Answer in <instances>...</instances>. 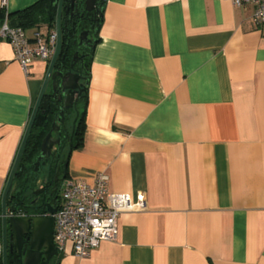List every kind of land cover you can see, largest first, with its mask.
<instances>
[{
  "label": "crops",
  "instance_id": "1",
  "mask_svg": "<svg viewBox=\"0 0 264 264\" xmlns=\"http://www.w3.org/2000/svg\"><path fill=\"white\" fill-rule=\"evenodd\" d=\"M37 1L0 8L20 26ZM253 13L232 0H107L65 180L106 172L111 191L144 193L146 208L120 214L116 240L81 258L69 245L52 264H264V24ZM25 31L34 46L56 30ZM50 60L25 72L0 38V206Z\"/></svg>",
  "mask_w": 264,
  "mask_h": 264
},
{
  "label": "water",
  "instance_id": "2",
  "mask_svg": "<svg viewBox=\"0 0 264 264\" xmlns=\"http://www.w3.org/2000/svg\"><path fill=\"white\" fill-rule=\"evenodd\" d=\"M90 1L85 0L82 4L83 6L85 5V10L88 12L91 11V7L89 6ZM55 4L57 5L55 20L57 41L55 51L51 57L43 86L33 108L31 118L1 197L3 264H47L50 259L60 254L54 240V213L57 210V200L55 198H50L48 202L40 207L46 210L42 212L44 214L29 212L21 201H17L12 205L8 204V196L10 195L17 169L48 87H51L54 98L60 105L59 117L53 122L51 130L42 142L41 152L35 161V170H39L40 167H45L46 165H48V170L51 169L49 157L52 156L54 145L61 144L60 137L58 139L54 138V132L61 131V126L58 125V122H65V110L74 107L80 98L81 91L87 92L88 90L89 82L86 81L84 84L81 81L83 76L79 71H74V66L81 58L79 48L90 41L89 30L78 29L75 42L69 40V29L63 25L62 15L63 10L65 9L66 11V8L70 4L65 3L64 0H57ZM74 6L78 10L79 4L77 3ZM104 8L101 19L103 18ZM80 17L83 18V13L80 14ZM70 44L76 45L77 48L72 59L67 60L66 51ZM59 172L58 168L57 173ZM45 190L46 188H43L40 191L36 190L34 193L39 195ZM9 255H11L10 258Z\"/></svg>",
  "mask_w": 264,
  "mask_h": 264
},
{
  "label": "built area",
  "instance_id": "3",
  "mask_svg": "<svg viewBox=\"0 0 264 264\" xmlns=\"http://www.w3.org/2000/svg\"><path fill=\"white\" fill-rule=\"evenodd\" d=\"M237 6L253 5V18L264 24V0H232ZM8 0H2L6 7ZM0 38L7 39L14 48L16 59L25 72L34 59L50 60L57 41L53 31L44 37L35 33L36 42L30 45L26 31L12 26L6 18L0 27ZM110 176L100 172L93 182L65 180L61 185L60 202L55 216L54 240L59 253L66 252L69 245L77 257L89 256L104 240H116L119 235L118 218L124 211L146 208L144 193L131 195L114 192L109 187ZM2 209L0 206V225ZM2 244H0V252Z\"/></svg>",
  "mask_w": 264,
  "mask_h": 264
},
{
  "label": "trees",
  "instance_id": "4",
  "mask_svg": "<svg viewBox=\"0 0 264 264\" xmlns=\"http://www.w3.org/2000/svg\"><path fill=\"white\" fill-rule=\"evenodd\" d=\"M57 0H39L33 5L18 11L20 20V26L25 28L33 27L39 24H48L51 27H55V20L57 14ZM6 12L4 8H0V24L6 19ZM103 18L95 26L94 34L97 39L91 48L81 46L80 61L77 63L78 71L82 74V82L90 81L91 77V63L93 57L94 45L99 40V30L102 24ZM77 46L70 44L67 51V60L72 59ZM89 85V83H88ZM83 102V109L80 110L79 103ZM86 103L87 92H84L75 106L71 109L65 110V122L62 132L63 141L69 150L72 151L76 148L83 146L84 135L86 130ZM60 105L54 98L53 91L47 89L45 97L42 101L41 108L37 114L34 127L29 136L27 145L23 152L19 167L17 169L10 195L8 196V204H13L16 201L29 202L33 195V190L39 185V174L43 167L39 170H35V161L41 152V146L44 138L51 130L52 124L59 117ZM73 114L72 127L67 129V120L70 115ZM70 152L68 153V155ZM42 173V172H41ZM42 176V175H41ZM57 201V206L59 205ZM46 210L43 208L42 212ZM2 231V230H1ZM0 261L3 262V256H0Z\"/></svg>",
  "mask_w": 264,
  "mask_h": 264
},
{
  "label": "flooded vegetation",
  "instance_id": "5",
  "mask_svg": "<svg viewBox=\"0 0 264 264\" xmlns=\"http://www.w3.org/2000/svg\"><path fill=\"white\" fill-rule=\"evenodd\" d=\"M64 1L65 3L70 4L66 8V11L65 9L63 10V15H62L63 25L65 26V28L69 29V34H68L69 40L75 42L78 29L82 28V30H89L90 41L84 44V46H86V48H91V46L94 44V41L97 39L96 35L94 34L95 26L96 24L99 23L100 18L102 17V10L107 0H91L89 4V6L91 7V11L89 12L85 10V5L84 6L82 5L85 2V0H64ZM77 3L79 4L78 10H76L74 6ZM81 13H83V18L80 17ZM79 53L81 54V50H79ZM77 63L74 66V71H78ZM83 93L84 91H81L80 96ZM58 125L61 126V131L54 132V138L58 139L60 137L61 144L60 145L55 144L53 147L52 156L49 157V163L51 164V169L48 170V165L45 166L46 170L42 172L41 174L42 179L40 180L39 185L33 190V195L29 200V202H23L19 200L24 203L25 208L31 213L44 214L42 213L43 208H40L44 203L48 202L50 198H55L57 201L60 200L61 185H62V181L65 180L64 179L65 168L68 163V152H66L67 146L65 145L62 137L64 123L59 121ZM58 168L60 170L59 173H57ZM43 188H46V190L41 192L39 195H36L34 193L36 190L40 191ZM51 192H53L52 195ZM33 207H35L36 209ZM0 255H2V250L0 252ZM10 257L11 255H9V258ZM53 259L54 257L50 259L47 264H52ZM0 264H3V262H1Z\"/></svg>",
  "mask_w": 264,
  "mask_h": 264
},
{
  "label": "rangeland",
  "instance_id": "6",
  "mask_svg": "<svg viewBox=\"0 0 264 264\" xmlns=\"http://www.w3.org/2000/svg\"><path fill=\"white\" fill-rule=\"evenodd\" d=\"M49 89H51V88H49ZM79 106H80V110H82L83 109V102H80L79 103ZM73 114L74 113H72L71 115H70V117L68 118V120H67V129L69 130V129H71V127H72V120H73ZM43 167V166H42ZM46 170V167H44L43 169H42V171L41 172H44ZM40 172V174H39V178L41 177V173ZM41 179H42V177H41ZM40 179V180H41Z\"/></svg>",
  "mask_w": 264,
  "mask_h": 264
}]
</instances>
